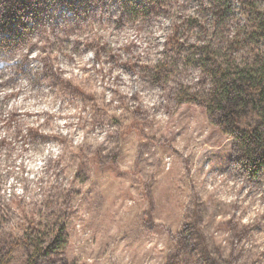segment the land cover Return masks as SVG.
<instances>
[{"label": "clouds", "instance_id": "9594fccd", "mask_svg": "<svg viewBox=\"0 0 264 264\" xmlns=\"http://www.w3.org/2000/svg\"><path fill=\"white\" fill-rule=\"evenodd\" d=\"M0 264H264V0H0Z\"/></svg>", "mask_w": 264, "mask_h": 264}, {"label": "trees", "instance_id": "16d2710c", "mask_svg": "<svg viewBox=\"0 0 264 264\" xmlns=\"http://www.w3.org/2000/svg\"><path fill=\"white\" fill-rule=\"evenodd\" d=\"M136 9L134 7L130 8L129 11L134 12Z\"/></svg>", "mask_w": 264, "mask_h": 264}]
</instances>
